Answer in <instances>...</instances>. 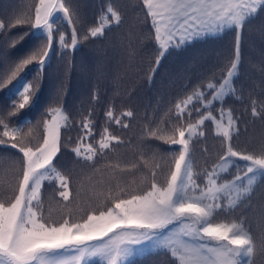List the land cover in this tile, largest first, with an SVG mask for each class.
<instances>
[{
	"label": "trees",
	"instance_id": "trees-1",
	"mask_svg": "<svg viewBox=\"0 0 264 264\" xmlns=\"http://www.w3.org/2000/svg\"><path fill=\"white\" fill-rule=\"evenodd\" d=\"M39 0H0V112L12 111L13 101L22 99L17 92L28 82L31 101L8 121L17 127L21 120L31 129L33 143L43 135V122L50 119L53 109H60L67 121L60 129L61 154L57 170L69 177L71 194L64 201L58 193V183L45 182L41 190L44 212L51 220L68 216L81 220L92 210L110 207L117 197L146 188L150 170L157 171L158 183L165 184L172 167L173 153L180 146L166 143L174 135V128L195 123L211 111L215 120H205L200 131L191 137L189 148L193 172L203 182V172L218 162L223 152V138L216 134V121L227 124L229 113L233 119V145L237 150L258 149L264 144V11H258L246 20L242 29L241 62L232 78L233 90L222 101H213L208 111L193 97L191 117L186 114L175 118V105L195 91H204L208 99L209 83L219 85L230 70L234 56L236 30L226 29L222 34L196 40L161 61L155 74L151 72L157 45L153 38L150 17L141 0H64L69 7L72 24L62 13L55 12L52 20V47L43 70L37 60L24 65L15 75L16 66L25 58L45 48V33L34 27V12ZM121 14L117 24L108 12ZM103 17V21L101 18ZM76 30L77 47L72 49V28ZM93 27H103L98 37L83 36ZM63 35L65 48L59 40ZM200 108V113L194 107ZM255 107L257 115H253ZM113 116L127 124L122 127L107 117ZM132 111L133 116L123 115ZM223 112V116H221ZM85 118L92 122V134L83 130ZM30 122V123H29ZM119 137L112 141L113 148L101 155L98 142L101 133ZM155 131L156 136L149 133ZM0 139L9 141V137ZM163 135L165 139L157 137ZM187 136V133H186ZM97 149L89 153L88 146ZM79 148L80 155L76 154ZM22 154L17 149L0 146V196L11 197L17 184ZM92 156L86 160L85 157ZM240 169L230 165L222 173L223 182L234 178ZM135 165V166H133ZM159 165V168H156ZM221 181H218L220 183ZM227 203V198L223 201ZM243 218L245 226L256 241L253 259L264 264V252L259 245L264 240V185L254 184L247 202L237 205L230 217L218 220ZM133 254L124 264H178L164 248L150 243L133 245ZM244 259H247L245 257ZM90 264H103L100 258H91Z\"/></svg>",
	"mask_w": 264,
	"mask_h": 264
},
{
	"label": "snow or ice",
	"instance_id": "snow-or-ice-1",
	"mask_svg": "<svg viewBox=\"0 0 264 264\" xmlns=\"http://www.w3.org/2000/svg\"><path fill=\"white\" fill-rule=\"evenodd\" d=\"M146 14L150 17L153 38L157 45L151 72L154 75L161 61L192 42L207 36L222 34L226 29H235L234 56L230 60V70L219 85L209 83L207 90L195 91L175 105V118L181 120L193 97L206 111L213 101H222L232 92V78L238 72L241 62L242 29L249 17L264 11V0H141ZM59 11L71 25L72 17L64 0H39L34 12V27L45 33L48 43L38 53L25 58L16 66L15 75L24 65L37 60L39 70H43L52 47L53 16ZM108 12L117 24L121 14ZM103 21V17L101 18ZM5 26L0 22V29ZM103 27H93L83 36L84 39L98 37ZM64 43V36L59 37ZM71 47H77L76 30L72 28ZM31 85L25 82L17 92L19 103L12 102V111L0 112L2 136L0 146L17 149L22 154L17 184L11 197L0 196V264H90L91 258H100L103 264H124L133 254V245L150 243L154 248H164L177 258L178 264H255L256 241L245 226L243 218L218 222L222 217H230L243 206L250 196L254 184L264 185V144L258 149L237 150L233 145V119L231 113L227 124L216 121V134L223 138L224 149L210 170L203 172V182L193 172L190 154L191 137L200 131L205 120H215L211 111L200 113L195 123L174 128V135L165 139L166 143L179 145L178 153H173L172 167L165 184L158 183L157 171L150 170V181L146 188L126 193V197L115 198L110 207L92 210L81 220L66 216L59 221L51 220L44 212L41 190L44 183H58L59 196L68 201L71 190L69 177L57 170L58 156L61 154V120L67 121L60 109L50 112V119L43 122V135L32 142L31 129L21 120L17 127H10L8 121L31 101ZM253 115H257L255 107ZM123 115L132 117L133 112ZM187 115L191 117L192 111ZM223 116V112H221ZM107 117L116 124L127 128V124L113 116L109 110ZM264 119V115H261ZM30 123V122H29ZM86 135L92 134V122L85 118L82 125ZM187 133V136H186ZM156 136L155 131L149 133ZM112 141L121 143L119 137L111 135L107 128L101 133L98 150L101 155L113 148ZM76 154L80 155L77 148ZM97 149L88 146V152L95 154ZM86 160L92 156L85 157ZM56 161V163H54ZM243 165V175L239 171L234 178L223 182L222 173H227L230 165L237 169ZM135 166V165H133ZM159 168V165H156ZM218 181H221L218 183ZM227 198V203L223 201ZM176 227H172V226ZM173 233L179 236L173 241ZM187 238L188 243L185 241ZM199 241V243H197ZM264 252V240L259 245ZM247 257V259H244Z\"/></svg>",
	"mask_w": 264,
	"mask_h": 264
},
{
	"label": "rangeland",
	"instance_id": "rangeland-1",
	"mask_svg": "<svg viewBox=\"0 0 264 264\" xmlns=\"http://www.w3.org/2000/svg\"><path fill=\"white\" fill-rule=\"evenodd\" d=\"M61 123H62V120H61ZM172 227H176V226L174 225V226H172ZM178 236H179L178 233H173V236H172L173 241H174ZM183 239H185V241L188 242V243H192V241H188L187 238H183ZM197 243H199V241H197Z\"/></svg>",
	"mask_w": 264,
	"mask_h": 264
}]
</instances>
